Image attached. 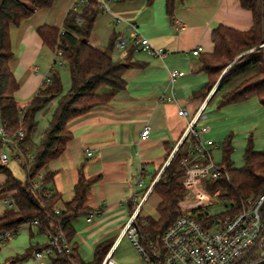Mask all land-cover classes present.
I'll return each instance as SVG.
<instances>
[{"label": "crops", "instance_id": "1", "mask_svg": "<svg viewBox=\"0 0 264 264\" xmlns=\"http://www.w3.org/2000/svg\"><path fill=\"white\" fill-rule=\"evenodd\" d=\"M76 1L55 0L52 7L37 10L19 25L10 27L13 58L9 66L19 83L15 98L21 108L31 102L47 81L50 69L57 68L53 64L49 67L54 52L44 45L37 29L44 25L62 28ZM132 25L154 47L164 48L166 53L154 56L141 49L129 51ZM219 25L247 31L253 25L252 12L238 0H180L170 18L165 0H155L152 4L146 0H109L107 8L98 15L90 45L103 50L112 37L125 36L131 45L123 51L114 47L112 56L116 61L130 60L136 65L124 72L126 87L117 91L110 102L94 106L68 122L72 137L60 156L51 160L45 169L54 173L48 186L60 195V209L73 199L80 170L86 179L99 177L86 195L88 212L72 222L75 234L71 244L83 261L93 260L99 243L111 241L109 253L120 264L116 253L126 237L124 232L131 215L144 194L147 197L140 215H147L143 209L150 200L157 207L160 199L152 193V188L188 139L186 129L191 119L200 115L195 128H206L202 138L210 139L214 134L221 138L228 133L254 138L260 133L264 139V107L256 97L208 112V101L218 83L205 96L198 95L208 82L201 68L202 61L213 51L211 35ZM198 46L203 50L194 55ZM63 65L67 63L62 61L58 67ZM173 72L177 76L173 77ZM106 90L107 87H102L99 92ZM180 109L187 110L188 116L179 115ZM146 125L151 127V133L142 140L140 134ZM193 145L190 144V152ZM217 148H211L212 157ZM1 150L13 155L6 146ZM7 167L18 180L25 179L16 174L10 161ZM142 172V187L138 188ZM5 181L6 175L0 173V186ZM14 194L13 190L0 193V215L10 208L7 200L12 202ZM20 231L26 233L20 244L8 241L0 244V264L24 257L31 247L41 246L45 239V233L31 224L23 225L17 233ZM35 238L41 240L33 246ZM33 251L16 264L30 258L36 260Z\"/></svg>", "mask_w": 264, "mask_h": 264}, {"label": "trees", "instance_id": "2", "mask_svg": "<svg viewBox=\"0 0 264 264\" xmlns=\"http://www.w3.org/2000/svg\"><path fill=\"white\" fill-rule=\"evenodd\" d=\"M55 0H0V120L10 136L23 130V137L17 147H10L13 157L25 171V179L18 180L11 170L0 164V173L6 175V181L0 186V193L15 191L13 207L7 208L0 215V231H14L25 224L38 221L40 232H63L71 245V252H64L50 257V264H102L112 247L111 241L99 243L94 250L93 260L85 262L79 256L71 240L75 231L72 225L81 214L87 213L86 195L99 177L86 179L80 170L78 182L74 187V196L63 208L58 207L60 195L49 186L54 173L46 172L48 163L60 156L65 150L72 134L68 122L89 111L94 106L110 102L115 93L126 87L124 72L136 65L130 60L116 61L112 54L117 37H112L103 50L90 45L89 40L98 15L104 10L98 0H89L78 11L70 9L63 27L44 25L37 29L44 45L53 52L62 51V61L67 63L70 75V87L63 93L60 73L55 67L44 85L34 98L21 108L15 98L19 89L9 63L13 58L10 39V27L19 25L30 18L37 10L50 8ZM152 4L155 0H146ZM180 0H165L168 17L173 18L176 3ZM241 6L252 12L253 25L247 31H239L219 25L212 31L213 51L202 61V70L208 76L203 91L205 96L218 83L208 105L217 101V107L242 102L256 97L264 107V49L263 43V0H238ZM135 47H130L133 52ZM224 75L222 76L223 72ZM107 87L104 92H99ZM56 101L49 124L43 131L38 143L34 141V131L39 125L37 115L40 111ZM195 140L190 136L175 152L157 182L152 188L160 201L156 207L157 217L138 215V242L151 254V245L157 236L166 230L179 214L178 202L186 196L183 185L186 165L184 162L192 157L190 144ZM0 137V149L4 146ZM233 147L231 138L225 141L223 161L228 167V180L221 178L211 180L207 189L218 192L222 200H232L233 209L237 211L248 199L264 194V149L256 151L253 137H249L243 153V166L234 167L231 160ZM12 157V158H13ZM43 175L41 189L34 190V183L39 174ZM56 209L59 213H56ZM208 215L202 210L193 211L203 224L226 213ZM227 211V212H229ZM264 216V206L262 208ZM145 221V224L142 222ZM36 249V248H35ZM31 247L24 257H15L6 264H16L31 255ZM259 246L255 245L246 256L243 264L257 262ZM154 264H163L161 257H152Z\"/></svg>", "mask_w": 264, "mask_h": 264}, {"label": "built area", "instance_id": "3", "mask_svg": "<svg viewBox=\"0 0 264 264\" xmlns=\"http://www.w3.org/2000/svg\"><path fill=\"white\" fill-rule=\"evenodd\" d=\"M89 0H77L72 6V10L78 11L79 8ZM103 9L107 8L109 0H98ZM181 26V25H180ZM132 36V47L141 49L154 56H163L166 53L164 48L154 47L150 41L140 35L138 28L134 25L130 27ZM130 41L125 37H119L115 41V48L126 50ZM203 47L198 46L194 55H198ZM62 65V51H54L53 66ZM172 76H177L173 72ZM181 116H188V111L180 109ZM200 115L191 119L187 125L186 134L193 137L195 143L191 151L192 157L184 162L186 170L183 179V185L186 189V196L178 202L179 214L174 222L164 231H162L151 245V254L144 249L138 242V227L136 218L140 214L143 202L146 200L144 194L141 201L137 204L131 219L125 229L126 235L133 244L139 249L146 260V264H154L152 257H161L163 264H243L248 253L255 245L259 246L256 255L257 261L264 258V216L262 208L264 206V194L257 198L248 199L237 211L233 207L226 209V213L219 217L212 218L208 223L203 224L196 218L193 211L202 210L218 203L222 199L218 192H211L206 186L201 185L202 176L207 175L209 181L226 178L228 180V167L225 163H217L212 155L211 148H217L220 145L212 139H203L202 133L206 128L196 129L195 125ZM151 127L146 125L141 131L140 138L147 139L150 136ZM23 130L18 131L14 136H10L3 127L0 120V137L4 141V146L16 149L17 142L23 137ZM90 153V151H87ZM4 150L0 151V164L7 166L12 158ZM137 182V187H142L141 175ZM43 175L40 173L34 183V190L41 189ZM11 207L13 203L7 200ZM229 211V212H227ZM56 213H59L56 209ZM215 215L213 213H207ZM145 224V221L142 222ZM31 225L38 227V221L35 220ZM16 235L14 231H0V244L10 240ZM45 239L41 246L33 251L36 260L71 252V245L66 241L62 231L58 233L45 232ZM102 264H119L112 258L108 252Z\"/></svg>", "mask_w": 264, "mask_h": 264}, {"label": "rangeland", "instance_id": "4", "mask_svg": "<svg viewBox=\"0 0 264 264\" xmlns=\"http://www.w3.org/2000/svg\"><path fill=\"white\" fill-rule=\"evenodd\" d=\"M45 59V56L43 57ZM54 56L53 54L50 57V65L53 64ZM57 71L61 75V79L63 81V93H66L69 90L70 87V75H69V69L67 65H63V67L56 66ZM217 101H214L212 104H210L208 112H213L219 110L217 107ZM56 106V101L52 102L48 107L43 109L38 114V120L39 125L34 131V141H37L43 133V131L46 129V127L49 124V120L52 117L53 111ZM212 119V118H211ZM211 126H216V124H211ZM251 134V133H250ZM251 135H240L235 136L234 134L228 133L225 136L220 138V135L214 134V137H211L210 139L214 140L215 142L219 143L220 147L213 151V158L217 163H222L223 161V149L225 141L228 138H231V144L233 147V152L231 154V160L234 163V167H241L243 166L244 160H243V153L245 150V147L247 145V138H249ZM219 137V138H218ZM203 139H208L204 138ZM254 148L256 151H261L264 149V139L259 133L257 136H254ZM10 164L13 165L14 170L17 175H21L23 177H26L25 171L21 167L20 163L17 162L15 159H10ZM209 182V178L207 175L202 176V183L201 185L206 186ZM153 199V198H151ZM233 201L229 199H224L219 201L216 204H213L212 206L204 209L207 213H213V214H220L224 210H226L229 207L233 206ZM143 213L147 214L146 216H151L153 218L157 217L156 213V207L153 200H150L147 202L144 206ZM37 232V230H36ZM26 234L24 232H19L15 236H13L10 240H8V243H15L16 245L20 244V240H22L23 235ZM37 238V237H36ZM34 239L33 246L36 245L38 240L41 239ZM29 247V245H28ZM117 259H119L120 264H146V260L140 253L139 249L133 244V242L126 236L123 240V242L120 244L117 253H116ZM18 264H50V260L48 258H44L43 260L36 261L33 258H30L28 261H24L22 263Z\"/></svg>", "mask_w": 264, "mask_h": 264}, {"label": "water", "instance_id": "5", "mask_svg": "<svg viewBox=\"0 0 264 264\" xmlns=\"http://www.w3.org/2000/svg\"><path fill=\"white\" fill-rule=\"evenodd\" d=\"M263 33H264V0H263ZM259 47L264 49V40H263V43ZM224 73H225V71L223 72L222 76L224 75ZM253 264H264V258L260 261L253 263Z\"/></svg>", "mask_w": 264, "mask_h": 264}]
</instances>
